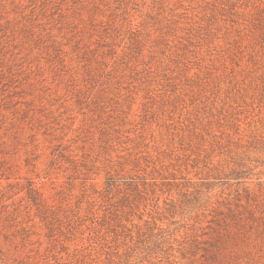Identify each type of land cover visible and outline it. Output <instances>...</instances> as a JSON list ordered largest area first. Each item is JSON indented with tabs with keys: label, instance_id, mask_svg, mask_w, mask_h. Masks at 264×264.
<instances>
[{
	"label": "rangeland",
	"instance_id": "obj_1",
	"mask_svg": "<svg viewBox=\"0 0 264 264\" xmlns=\"http://www.w3.org/2000/svg\"><path fill=\"white\" fill-rule=\"evenodd\" d=\"M0 264H264V0H0Z\"/></svg>",
	"mask_w": 264,
	"mask_h": 264
}]
</instances>
